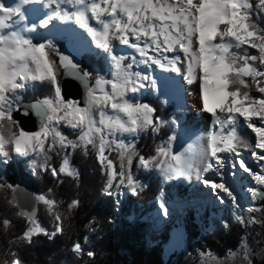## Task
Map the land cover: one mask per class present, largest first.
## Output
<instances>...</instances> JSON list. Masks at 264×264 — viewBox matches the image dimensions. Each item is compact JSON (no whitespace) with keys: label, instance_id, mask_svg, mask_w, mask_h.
I'll return each instance as SVG.
<instances>
[{"label":"snow or ice","instance_id":"snow-or-ice-1","mask_svg":"<svg viewBox=\"0 0 264 264\" xmlns=\"http://www.w3.org/2000/svg\"><path fill=\"white\" fill-rule=\"evenodd\" d=\"M36 3L50 11L39 25L28 24L24 6ZM262 13L264 0H256L255 7L253 0H16L14 5L0 0V157L7 160L12 153L40 155L47 170L49 153L58 146L62 150L91 145L97 150L100 163L109 170L105 186L109 196L113 195L114 186L118 189L125 182L133 191L138 187L130 170L133 155L142 167L159 168L169 177L190 175L192 164L185 152L172 153L170 148L160 146L155 155L145 157L134 152V145L110 139L118 134L137 135L148 129L156 132L165 123L154 116V108L134 101L133 95L144 87L141 81L149 77L132 71V64H126L125 57L113 54V41L118 40L136 49L144 58L141 63L155 64L176 73L183 71L189 84L199 81L200 110L211 114L214 124L219 126L204 142V166L198 172L206 177L211 173L221 179L207 177L203 183L216 190L221 202L228 198L239 207L234 189L223 179L230 162L231 168L242 169L260 186L249 189L253 197L264 199V168L255 171L239 150L241 146L249 147L239 131L246 125L255 134L252 155L258 162H264V22L259 19ZM54 21L73 22L84 29L95 46L110 57L114 69L112 78L99 77L93 82L90 74L72 57L60 54L51 40L34 42L28 35L36 32L37 27H55ZM251 50H255V54ZM149 51L160 55L149 56ZM166 53L173 55L169 58ZM54 55L59 57L58 62ZM60 69L64 75L80 80L87 89L84 106L79 101L65 99L58 78ZM34 82L48 83L51 95L23 105L21 93ZM253 91L260 95H253ZM21 109L25 115L32 112L39 118V131H25L19 126L13 113ZM61 123L80 130L79 142L68 140L59 131ZM112 150L118 153L119 171L106 155ZM60 173L73 179L80 176L68 156L58 169H51L53 176ZM5 187L12 188L0 184V189ZM35 200L48 207L56 224L54 231L49 232L35 219L34 211H20L18 215L28 220L23 239L29 244L34 236L42 234L52 239L64 232L58 202L44 195ZM9 202L15 204V198ZM78 204L79 201H73L68 208L73 209ZM160 207L167 215L163 203ZM252 222H257L256 218H252ZM259 222L264 223V220ZM3 226L8 228L10 221L5 219ZM241 247L244 259H248L247 241H242ZM72 251L83 254L84 249L77 242ZM8 255L12 257L10 264H24L16 253ZM87 255L93 257L95 253L88 251Z\"/></svg>","mask_w":264,"mask_h":264},{"label":"trees","instance_id":"trees-1","mask_svg":"<svg viewBox=\"0 0 264 264\" xmlns=\"http://www.w3.org/2000/svg\"><path fill=\"white\" fill-rule=\"evenodd\" d=\"M256 0H253L255 7ZM256 18V17H254ZM259 19L264 22V13ZM34 42H38L34 40ZM60 54H63L66 39L53 42ZM234 51H236L234 49ZM255 54V50H251ZM132 53H127L125 63L132 64V70L141 67V60L135 58ZM59 60L58 56L53 57ZM80 67L87 71L92 81L103 77L111 79L108 72L105 57L92 52H85L80 56ZM63 69L59 70L58 78L61 80ZM253 95H260L253 91ZM51 95V87L48 83L34 82L21 93V101L42 100ZM136 103L147 104L154 108L155 117L165 121L159 131L148 129L125 140L121 136L117 142L123 140L125 144L134 145V152L145 157L152 156L160 145L166 143L174 127L173 120L180 118V112L176 110L175 103L165 104L152 87L141 99H134ZM159 123V120L157 121ZM243 124V119L241 118ZM59 131L68 140L78 141L79 129H72L64 123L58 126ZM240 134L249 142V147L239 149L241 153L252 154L255 143V134L245 126ZM110 159L117 165L119 171V156L114 150L106 152ZM47 170L44 167L43 156L30 155L19 156L12 153L4 167H0V184L11 185L20 179H28L34 186L36 196H47L58 202L57 211L63 217L64 232L50 239L45 235L33 237L31 244L23 239L25 230L29 227L26 217L18 215L19 209L13 200L12 188L0 189V264H10L12 257L10 252L16 253L24 264H168L170 260H164L165 246L171 239L173 227L164 221V227H155L147 217L148 213L155 209L156 199L163 192L166 199H173L183 182H165L157 171L142 170L139 167L138 158L133 155L130 166L132 177L138 185L135 191L133 187L120 185L123 196H109L105 192L108 180L103 170V165L98 159L97 150L91 145L87 148L66 147L49 153ZM65 156L70 157L71 164L79 173V179H73L60 173L57 176L51 174L53 167L59 168ZM112 191V190H111ZM73 201H79L78 206L69 209ZM10 221V226L4 228L3 221ZM42 227L49 232L55 229L53 214L40 204V210L35 218ZM189 234L188 245L196 242L201 249H208L218 255H225L229 250L237 248L247 228L237 221L232 213L223 212L221 216L213 215L205 209L203 212L193 207L186 209L181 218ZM213 225L211 231L207 228ZM81 243L84 247L83 254L72 251L74 243ZM88 251L95 255L89 257Z\"/></svg>","mask_w":264,"mask_h":264},{"label":"rangeland","instance_id":"rangeland-1","mask_svg":"<svg viewBox=\"0 0 264 264\" xmlns=\"http://www.w3.org/2000/svg\"><path fill=\"white\" fill-rule=\"evenodd\" d=\"M45 29L47 28L38 27L36 32L28 35H31L33 39L38 42H47L48 40L53 42L64 37L66 39V44L63 49V55L72 57L78 64H80V56L85 52H92L98 56H103L107 61L108 72L112 75L114 69L110 57L102 49L95 46V43L92 42L91 37L84 29H81L73 22H57V37L54 39L50 38L48 35L40 36L38 34ZM132 40L135 42V38L132 37ZM141 46H143V41H141ZM129 52L132 53L134 58L140 59L141 61L144 59L139 55L136 49L121 44L118 40L113 41V54L125 57ZM153 55L159 56L160 54L149 51V56ZM165 55H168L169 58H171L173 54L166 53ZM132 71L136 70L134 69ZM137 71L140 72L141 75L149 77V79L141 81L144 87L154 88L156 94L165 104L174 102L176 110L180 112V118L173 120L172 122L174 130L170 139L166 143L160 145L166 146L173 151L180 141L184 139L182 133L191 131L195 125L194 123L196 119L199 117L197 108L192 106V103L188 98L189 83L184 78L183 72L175 73L174 71L160 68L158 65L151 63H142ZM162 79L167 80L165 85L161 84ZM144 87L136 94H130L133 95V99L142 98V92H145ZM109 114H112L111 111H109ZM118 136H121V139L125 138V140H127L134 135L125 133L123 135L118 134ZM172 137H175V139L172 140ZM199 150V153L193 151L191 157L190 154H187L192 164L191 174L188 176L169 177L159 168H144L139 164V167L142 170L153 169L157 171L165 182H183V187L179 189L173 199H166L163 192H161L156 199L155 209L150 211L147 216L155 227L163 228L165 225L164 221L175 226L171 232V239L165 246V262L170 260L168 264H249L250 260L251 264H264V223L259 222L264 220V211H247L249 208L264 209V199L253 197L252 193L249 191L250 188H259L260 186L256 185L251 177L242 169H239L238 167L231 168L229 162V167L225 168L226 175L223 179L234 189L239 207L234 205L228 198H225L224 202H221L216 190H213L210 187L203 188L200 186L204 175L200 174L198 169L203 168L204 165L202 161L205 157L203 150ZM242 156L247 164H249L255 171L260 172L261 169L264 168V162H258L256 157L252 154L242 153ZM232 159H235V157ZM7 161L8 159L5 160V158L0 157V164H4V162L6 163ZM103 170L108 177L109 170L106 169L104 165ZM207 177H212L217 181H220L221 179L220 177L212 176L211 173H208ZM112 192L116 197L123 196L120 186L118 189L114 186ZM161 203L167 208V215L164 214V209L160 207ZM40 204L43 203L40 202ZM43 206L47 207L45 204H43ZM189 207L201 210L202 212L207 209L211 211L213 215L218 216H221L223 212L232 213L234 218L247 228L242 241H247L250 250L249 258L244 259V249L241 247L242 241L237 248L229 250V252L222 256L211 250L201 249L196 242H191L188 245L189 234L186 230L185 224L181 221V218ZM252 218H256L257 222H252ZM212 229L213 225H210L207 228V231H211ZM230 253H236L235 257Z\"/></svg>","mask_w":264,"mask_h":264},{"label":"bare ground","instance_id":"bare-ground-1","mask_svg":"<svg viewBox=\"0 0 264 264\" xmlns=\"http://www.w3.org/2000/svg\"><path fill=\"white\" fill-rule=\"evenodd\" d=\"M16 0H6L7 4L14 5ZM72 10V9H70ZM25 15L28 17V20L26 23H36L39 25V21L46 17V14L50 9L45 7L43 4H30L27 6H24ZM23 23V22H22ZM55 27L50 25L47 29H45L43 32L38 33L40 36L42 35H48L50 38L54 39L57 37V22H53ZM38 29V27H37ZM134 38V37H133ZM181 58L184 59L183 55L181 54ZM183 72V71H182ZM176 73V72H175ZM174 73V74H175ZM184 73V72H183ZM178 75V74H177ZM167 80L162 79L161 84L165 85ZM188 98L192 103V106L194 108H197V111L199 112V117L195 121L194 127L191 129V131L183 132L182 136H184V139L180 141V143L177 145L176 148L171 151L172 153H182L185 152L186 154H190V157L194 152H200L199 149L204 148V142L212 131H218L219 126L214 124V118L209 113L202 112L201 109V100H200V87H199V81L195 84H189L188 88ZM177 150V151H175ZM221 155H228V154H221ZM207 178L206 176L203 177V179ZM203 179L201 181V185L204 187H209L208 185H205L203 183ZM214 190V189H213Z\"/></svg>","mask_w":264,"mask_h":264},{"label":"water","instance_id":"water-1","mask_svg":"<svg viewBox=\"0 0 264 264\" xmlns=\"http://www.w3.org/2000/svg\"><path fill=\"white\" fill-rule=\"evenodd\" d=\"M61 87L62 93L66 100H76L79 101L81 106H84L86 100L87 89L84 87L83 83L72 76H66L62 73L61 76ZM38 100H24L21 103L23 105L34 104ZM13 118L18 121L19 126L25 131L35 132L39 130L40 120L32 112L28 115L24 114L23 109L19 112L13 113ZM15 189V191H13ZM12 197L15 198V204L20 211H34L35 218L40 210V202L35 200L37 197L34 193V186L28 179H20L13 184L12 187Z\"/></svg>","mask_w":264,"mask_h":264}]
</instances>
